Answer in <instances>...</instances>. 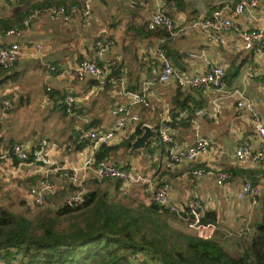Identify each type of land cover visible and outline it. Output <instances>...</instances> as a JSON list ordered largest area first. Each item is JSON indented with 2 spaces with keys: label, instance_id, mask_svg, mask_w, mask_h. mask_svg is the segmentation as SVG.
I'll use <instances>...</instances> for the list:
<instances>
[{
  "label": "crops",
  "instance_id": "crops-1",
  "mask_svg": "<svg viewBox=\"0 0 264 264\" xmlns=\"http://www.w3.org/2000/svg\"><path fill=\"white\" fill-rule=\"evenodd\" d=\"M84 1L0 0V44L18 42L24 51L13 69L0 68V204L22 207L31 202L29 206H37L32 200L31 189L40 188L41 181L47 176L62 190L48 194L47 204L43 207H57L73 193L65 173L82 167L90 153L91 144L83 137L84 132L87 129L111 128L115 121L112 110L131 101L126 92L140 88L146 65L151 62L156 68H161L155 53L150 50L151 46L163 48L172 65L188 75L203 72L205 59L224 65L226 74L238 65L236 74L224 79L225 88L240 89L253 103L264 123V51L237 50L244 30L264 29V0H260L258 8L235 20L236 27L225 33V45L209 43L199 29L170 39L148 35L144 27L155 11L157 0H140L139 5L129 0H94L90 23H85L76 14L71 20H64L62 14H53L47 9L64 6L69 11ZM186 1L185 10L172 9L170 5L165 8L179 24H188L199 14H211L216 2L234 4L237 0H199L198 5L194 0ZM42 8L31 20L25 34H7L9 29L20 27L31 10ZM98 40L110 42L98 59L99 65L117 61L122 65L121 73H125L124 84L121 73L110 74L113 82L107 85H101L90 74L83 77L77 74V64L94 57ZM34 44H40L42 50H36ZM253 70L261 75L250 76ZM152 91L149 107L130 106L140 120L128 123L118 138L106 144L120 145L139 124L148 125L157 132L145 148L133 150L132 146L128 149L120 146L107 158V161L131 172L133 178L128 182L122 181L118 188L114 182H117L116 178L99 182L90 178L85 181V190H107L110 203L136 208L139 204L149 206L152 200H156L157 189L167 184L170 203L184 207L190 199L198 197L206 207L205 213L216 214L215 223H208L215 227L211 238L223 244L218 238L220 228H239L237 213L243 216L248 208L255 206L247 198L238 200L235 197L247 176L258 186V196L264 197V178L261 176L264 167L261 164L246 166L235 157L236 146L243 136H250L254 147L260 145L253 116L245 107L238 106L236 96L219 90L180 89L170 80L153 86ZM180 91L187 92L203 106L193 108L195 100H192V109L180 112H188L182 117L186 125L177 123L179 125L174 128L169 122L173 118V100ZM68 94L76 96L73 113L66 112L62 105ZM5 100L12 102L11 108L4 107ZM196 109H203L205 113L195 114ZM166 133L173 136L172 145L164 140ZM198 138L210 141L208 153L199 155L194 161H172L170 150L175 144L185 148ZM43 140L47 141L45 149L53 160L50 166L19 161L9 152L14 144L22 143L34 149ZM83 142L85 145L79 147ZM197 169H204L207 173L198 176L195 173ZM219 170L234 175L225 186L216 183L214 174ZM57 194L61 196L54 197ZM23 201L26 204H21ZM239 235L243 233L239 232Z\"/></svg>",
  "mask_w": 264,
  "mask_h": 264
},
{
  "label": "built area",
  "instance_id": "built-area-1",
  "mask_svg": "<svg viewBox=\"0 0 264 264\" xmlns=\"http://www.w3.org/2000/svg\"><path fill=\"white\" fill-rule=\"evenodd\" d=\"M93 1L85 0L80 6L73 7L68 11L64 6L47 8L53 14H62L64 20H70L76 14L85 23H90L93 18ZM134 4H141L140 0H129ZM215 8L211 14H201L195 19L191 20L188 24H179L174 20L171 14L166 12V7L169 6L167 0H157L156 8L150 19L148 20L149 29H155L157 27H163L170 32L172 37H176L182 34H189L193 29L202 30L209 43L226 44L227 40L225 33L232 28L236 27V19L242 16L245 12H250L260 6V0H237L234 4L227 3H215ZM175 8L174 3H172ZM42 9H33L27 13L23 19L22 26L18 28H11L7 31L8 35H23L30 26L31 20L38 15ZM110 42H104L98 40L96 42V52L93 58L85 59L79 62L76 66V72L80 77L85 75H92L96 77L101 85H107L113 82V78H110L111 68L118 65L117 61H113L109 65L100 66L98 59L103 56L109 47ZM36 50L41 51L42 46L40 44L33 45ZM150 50L155 53V58L159 60L161 68L158 69L154 64L149 62L144 70V78L141 82V86L137 91L126 92L130 96L131 101L126 105H117L112 110V114L115 117L114 124L107 130L100 129H87L83 137L88 139L91 144V149L88 157L84 161L82 167L71 172L65 173L66 180L77 187L90 178H96L100 181L108 178H117L124 182L130 181L133 176L132 173L111 163L107 160L96 163V152L98 147L106 144H110L116 138L119 137L120 132L130 122H136L140 120L138 114L133 113L130 106L142 105L149 107L150 95L152 94L153 86L157 84H164L170 80H173L179 87L183 89H195L204 92H211L219 90L226 92L230 96H236L238 99V106L245 107L252 116L254 121V127L256 132L257 141L260 144L259 147H254L251 142L250 136H243L235 149L236 159L246 166H254L261 164L264 167V123L259 117L258 112L255 110L254 105L250 102L244 94L238 88L227 90L225 88L224 77L226 75V68L224 65L218 64L211 59H205V68L203 72L197 74H187L177 70L171 63L166 51L160 47L151 46ZM237 50H254L255 52L264 51V29L248 28L242 32L240 43L237 45ZM24 55L22 46L18 42H12L9 45L0 44V68L4 70L13 69L19 60ZM191 56H195L191 54ZM52 70H55L52 67ZM250 76H259L260 72L253 70ZM122 84L125 83V73H121ZM50 89V88H48ZM76 103V96L68 94L62 105L66 112L73 113ZM4 107L9 109L12 107L10 100L4 101ZM195 114H204L203 109H196ZM188 112H182L178 120L184 116H187ZM164 140L172 142V137L169 134H164ZM47 141L43 140L40 146L34 149H30L22 143H17L10 150L14 156L20 161H27L31 159L33 162H42L45 166H50L53 160L45 149ZM210 149V141L206 138H198L195 143L188 145L185 148H179L175 146L170 150V157L172 161L179 163L182 160L194 161L201 155L208 153ZM195 173L198 176H202L207 172L204 169H197ZM91 174V175H90ZM216 183L220 186H225L233 178V174L229 171L215 172L214 174ZM261 176L264 178V170ZM61 188L57 187L50 177H45L41 181L40 188H32L31 195L32 200L37 206H44L47 204V197L50 193L59 192ZM169 186L164 184L156 191V201L165 209L171 213H175L183 216L187 221L191 220V226L197 229L198 235L203 238H211L214 234L215 227L212 224L201 223L202 215L206 211V207L203 201L194 197L190 199L184 207L176 206L169 202L168 199ZM62 190V189H61ZM85 188L81 190H75L70 196H67L63 202L68 206H79L85 201ZM259 188L250 179H245L240 189L236 192L235 197L238 200L249 199L253 205L258 204Z\"/></svg>",
  "mask_w": 264,
  "mask_h": 264
},
{
  "label": "trees",
  "instance_id": "trees-1",
  "mask_svg": "<svg viewBox=\"0 0 264 264\" xmlns=\"http://www.w3.org/2000/svg\"><path fill=\"white\" fill-rule=\"evenodd\" d=\"M167 1L172 9L185 10L187 4L186 0ZM4 26L2 23L1 27ZM144 29L157 38L172 37L163 27L149 29L146 23ZM236 67L238 65L228 70L224 79L236 74ZM111 72V75L120 74L122 65L112 67ZM191 102L193 108L203 106L185 91L175 96L173 118L169 122L172 127L180 123L186 125L184 119L178 120V117L182 110L192 109ZM142 133V124H139L120 145H102L96 153V163L107 160L120 146L130 148L132 141ZM173 143V139L167 141V144ZM84 145L85 142L79 147ZM249 178L252 179L246 177ZM114 182L118 188L122 180ZM82 188L85 182L80 187L72 185L74 191ZM57 196L61 195L54 197ZM84 196L85 201L79 206L61 203L41 210L36 218L0 204V264H264V218L242 245L240 253L234 255L217 239L200 237L191 227V220L185 222L182 216L170 214L156 200L149 206L139 204L133 208L110 203L107 190H85ZM173 217L184 221L187 228H176L170 221ZM215 221L216 214L210 211L201 218L203 224Z\"/></svg>",
  "mask_w": 264,
  "mask_h": 264
},
{
  "label": "rangeland",
  "instance_id": "rangeland-1",
  "mask_svg": "<svg viewBox=\"0 0 264 264\" xmlns=\"http://www.w3.org/2000/svg\"><path fill=\"white\" fill-rule=\"evenodd\" d=\"M194 4L195 5L200 4L199 0H194ZM258 199H259L258 205H255L254 207L251 206L250 209L248 208L247 213L245 215L240 216V214L237 213L236 222L240 225L239 228H233L228 226H223L220 228L221 230L218 235V238H221V241L224 244L221 245H223L226 249H228L229 252H231L234 255H238L240 253L242 249V245L249 240L250 236L255 231L257 224L264 218V198L262 199L261 197L258 196ZM29 205H31V202H29ZM29 205H23L22 207L18 205L20 208L17 206H10V207L15 211L25 213L30 218H36L40 214L41 210L49 208V207L35 206L33 204L32 206ZM170 221L176 228L179 229L187 228L186 227L187 225L184 223V221H182L177 217H173V219L170 218ZM221 232L224 235H222ZM239 232H242L243 235H239Z\"/></svg>",
  "mask_w": 264,
  "mask_h": 264
},
{
  "label": "water",
  "instance_id": "water-1",
  "mask_svg": "<svg viewBox=\"0 0 264 264\" xmlns=\"http://www.w3.org/2000/svg\"><path fill=\"white\" fill-rule=\"evenodd\" d=\"M143 133L139 136L136 137V139L133 142L132 149L137 150L140 148H145L147 143L150 141L151 138H155L157 135V132L153 130L150 126L148 125H143L142 126ZM78 135V133L76 134ZM39 165L45 166L44 163L42 162H37ZM55 166H52L51 168H54Z\"/></svg>",
  "mask_w": 264,
  "mask_h": 264
},
{
  "label": "bare ground",
  "instance_id": "bare-ground-1",
  "mask_svg": "<svg viewBox=\"0 0 264 264\" xmlns=\"http://www.w3.org/2000/svg\"><path fill=\"white\" fill-rule=\"evenodd\" d=\"M71 20V19H70ZM254 122V121H253Z\"/></svg>",
  "mask_w": 264,
  "mask_h": 264
}]
</instances>
